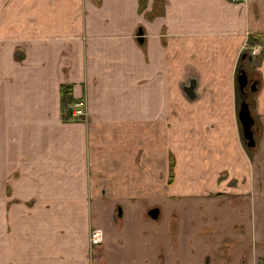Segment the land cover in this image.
I'll return each mask as SVG.
<instances>
[{
    "label": "crops",
    "instance_id": "0c3cea01",
    "mask_svg": "<svg viewBox=\"0 0 264 264\" xmlns=\"http://www.w3.org/2000/svg\"><path fill=\"white\" fill-rule=\"evenodd\" d=\"M262 261L264 0H0V264Z\"/></svg>",
    "mask_w": 264,
    "mask_h": 264
},
{
    "label": "water",
    "instance_id": "95a60500",
    "mask_svg": "<svg viewBox=\"0 0 264 264\" xmlns=\"http://www.w3.org/2000/svg\"><path fill=\"white\" fill-rule=\"evenodd\" d=\"M139 40L142 42L143 33L140 31L138 34ZM246 59V56L242 57V61ZM249 78L247 72L240 68L237 74V85L240 96V109L238 113L239 122L242 129V137L245 146L248 149L256 148V135H255V120L252 115V111L249 103L245 98V90L248 87ZM194 82H190L188 86L185 87V92L190 99L194 98ZM251 91L255 93L257 91V82L251 87ZM158 211H151L150 216L154 219L157 218Z\"/></svg>",
    "mask_w": 264,
    "mask_h": 264
},
{
    "label": "built area",
    "instance_id": "2783aa9c",
    "mask_svg": "<svg viewBox=\"0 0 264 264\" xmlns=\"http://www.w3.org/2000/svg\"><path fill=\"white\" fill-rule=\"evenodd\" d=\"M232 2H238L241 0H231ZM258 47H255L251 54H256L258 52ZM70 116L72 119H76L78 121H85L87 118L86 112L83 109V103L81 100H76L72 103ZM102 242L101 232L98 230H92L89 234V245L91 247H96L100 245Z\"/></svg>",
    "mask_w": 264,
    "mask_h": 264
},
{
    "label": "trees",
    "instance_id": "16d2710c",
    "mask_svg": "<svg viewBox=\"0 0 264 264\" xmlns=\"http://www.w3.org/2000/svg\"><path fill=\"white\" fill-rule=\"evenodd\" d=\"M61 103H62L63 110H65V113L63 112V118L66 119L70 115L69 105L72 103L71 92L69 88H65L63 90ZM262 264H264V261H262Z\"/></svg>",
    "mask_w": 264,
    "mask_h": 264
},
{
    "label": "flooded vegetation",
    "instance_id": "af4514ba",
    "mask_svg": "<svg viewBox=\"0 0 264 264\" xmlns=\"http://www.w3.org/2000/svg\"><path fill=\"white\" fill-rule=\"evenodd\" d=\"M246 61V60H245ZM242 69H244L246 72H247V75H248V78H249V84H248V87L246 88L245 90V98L247 100V102L249 103L250 105V108H251V95L253 94V92L251 91V87L253 86V84H255L257 81L255 80V77H253L249 71H247L244 67V64L240 67ZM240 94V93H239ZM241 96V94H240Z\"/></svg>",
    "mask_w": 264,
    "mask_h": 264
}]
</instances>
